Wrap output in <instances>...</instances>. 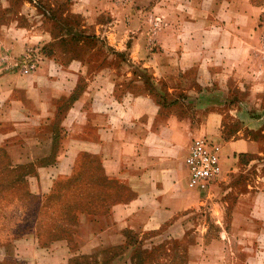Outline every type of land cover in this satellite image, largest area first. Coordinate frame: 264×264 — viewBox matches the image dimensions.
<instances>
[{"label":"crops","instance_id":"0c3cea01","mask_svg":"<svg viewBox=\"0 0 264 264\" xmlns=\"http://www.w3.org/2000/svg\"><path fill=\"white\" fill-rule=\"evenodd\" d=\"M261 1L0 0V152L11 168L55 156L29 176L38 195L77 176L80 156L101 162L110 206L79 212L77 255L123 246L129 264L156 248L155 264H192L230 236L263 241ZM197 137L222 149L204 192L186 180Z\"/></svg>","mask_w":264,"mask_h":264},{"label":"rangeland","instance_id":"374dc122","mask_svg":"<svg viewBox=\"0 0 264 264\" xmlns=\"http://www.w3.org/2000/svg\"><path fill=\"white\" fill-rule=\"evenodd\" d=\"M8 58L10 57L6 53H0L1 69L9 62ZM261 78L263 81L264 65ZM94 160L91 156L79 157L80 171L73 179L77 178L80 186L73 179L72 182L65 178L59 179L52 192L46 195L32 192L29 176H26L30 170H4V164L0 163V264H32L31 257L35 252L55 253L59 250H66L68 255L63 256L57 264L123 263V247L86 258L73 252L75 243L70 238L76 229L73 217L81 206L94 203L100 209L98 196L105 189V184L98 179L96 188L89 187V183L99 175ZM186 169L188 181L187 166ZM221 179L222 177L216 183ZM75 189L79 191L75 192ZM239 238L230 236L231 241L223 248H200L193 253L192 264H264V237L259 242L253 235L244 236L241 241ZM207 243L209 242H206L205 247L208 246ZM252 256L253 260H249ZM237 257L241 259L236 260ZM156 258L157 250H153L149 264H155ZM181 261L175 264H183ZM130 262L129 259V264Z\"/></svg>","mask_w":264,"mask_h":264},{"label":"built area","instance_id":"2783aa9c","mask_svg":"<svg viewBox=\"0 0 264 264\" xmlns=\"http://www.w3.org/2000/svg\"><path fill=\"white\" fill-rule=\"evenodd\" d=\"M26 65L30 69L35 64L27 62ZM185 163L189 169L187 185L191 191L209 190L224 173L221 146L207 137L193 139Z\"/></svg>","mask_w":264,"mask_h":264},{"label":"trees","instance_id":"16d2710c","mask_svg":"<svg viewBox=\"0 0 264 264\" xmlns=\"http://www.w3.org/2000/svg\"><path fill=\"white\" fill-rule=\"evenodd\" d=\"M85 157H88V156L87 155H84V158ZM94 159H95L94 160L95 161L94 164L96 165L97 170L99 171V175H98V177L96 176L94 178V181L92 183H89V187L92 186L93 188H96V180L97 179L102 184H105V182L103 181L104 178L102 176V167H101V164H100L101 162L97 158H94ZM0 163L4 164V167H3L4 170H10V169L11 170H15V169H25V170L27 169V170H30L29 173L26 175L28 177V176H30V175H32V174H34L36 172L35 167L37 165L39 166V164H41L42 166H45V165L55 164L56 163V160H55V156H54L51 159L44 160V161H40L36 165L35 164H31V165H27V166L20 165L18 167L11 168V165H10L8 156L4 152H0ZM75 177H73V178H75ZM72 179H69V181L72 182ZM73 180L75 181L76 184H78L80 186V184L77 183L78 181H76L77 178L76 179H73ZM78 185H77V187H79ZM78 191H79V189H75V192H78ZM103 197L106 198V196H104L103 194H101L100 196H98L99 199H98V202L97 203L100 204V207H99L100 209H98V206L95 205L94 203H92L90 205H87V206L85 205L83 207L81 206V209L73 217L74 218L75 225H76L75 226L76 229H77V222H78V214H79L80 211H85V212L90 213V214L106 211L107 207H109L110 204L106 200H104ZM76 229L72 233V236L73 237H70V238H72V240L74 241V243H75L74 236H75ZM129 245L130 246L136 245V239H135L134 236H131V237L129 236ZM122 247L123 246H121V248ZM118 248H120V247H118ZM115 249H117V248H115ZM115 249L106 250V251H103V252H101L99 254H105L106 252H111L112 250H115ZM153 250H155V249H153ZM153 250L147 251L146 254H144V255L138 254L137 256H135L134 258L131 259L130 264H149V258L153 254ZM124 252H125V248L123 247L122 248V253H124ZM95 255H98V254H95ZM81 256H83V258H86V256H93V255H81ZM87 258H89V257H87Z\"/></svg>","mask_w":264,"mask_h":264}]
</instances>
